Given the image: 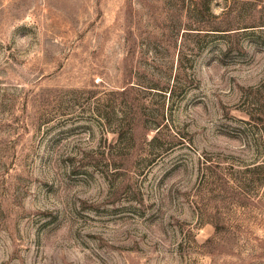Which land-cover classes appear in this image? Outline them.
<instances>
[{"label":"rangeland","instance_id":"rangeland-1","mask_svg":"<svg viewBox=\"0 0 264 264\" xmlns=\"http://www.w3.org/2000/svg\"><path fill=\"white\" fill-rule=\"evenodd\" d=\"M0 264H264V0H0Z\"/></svg>","mask_w":264,"mask_h":264}]
</instances>
